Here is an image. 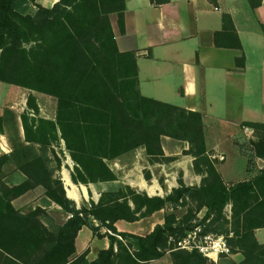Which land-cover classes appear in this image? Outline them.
I'll return each mask as SVG.
<instances>
[{
	"label": "trees",
	"instance_id": "obj_1",
	"mask_svg": "<svg viewBox=\"0 0 264 264\" xmlns=\"http://www.w3.org/2000/svg\"><path fill=\"white\" fill-rule=\"evenodd\" d=\"M36 2L0 0V82L57 100L56 121L23 116L27 140L43 150L64 141L76 163L73 181L89 184L115 181L106 160L140 147L151 157H165L162 140L169 137L190 145L185 155L195 158V171L205 178L200 187L182 184L165 199L127 189L129 195H106L98 205L79 210L67 198L61 179H53L46 159L32 158L27 152V163L21 169L28 180L0 191V264H151L168 254L173 264H214L197 251L179 249L177 243L212 217L214 223L225 220L230 204L231 246L234 242L243 247L246 259L242 264L251 260L264 264L259 260L264 246L255 238V230L264 227V169L252 180L228 186L208 153L203 115L141 95L137 58L119 51L110 21L112 14H118L123 29L125 0H60L51 9ZM32 6L37 8L34 13ZM223 22V31L215 36L217 47L242 50L231 17L225 15ZM237 64L244 68V57ZM29 104L39 116L35 99ZM245 126L254 129L259 139L251 143L249 164L264 160V125ZM39 186L71 216L55 230L40 219L41 210L23 213L12 204L14 198ZM190 202L207 209L202 220L191 215L181 222L172 212L164 226L146 237L120 233L115 226L118 221L134 223L168 206L177 209ZM84 228L110 240V248L101 251L95 261H89L87 253L77 257L76 242ZM104 228L108 230L105 235L101 234Z\"/></svg>",
	"mask_w": 264,
	"mask_h": 264
},
{
	"label": "crops",
	"instance_id": "obj_2",
	"mask_svg": "<svg viewBox=\"0 0 264 264\" xmlns=\"http://www.w3.org/2000/svg\"><path fill=\"white\" fill-rule=\"evenodd\" d=\"M59 2L36 3L51 9ZM33 8L37 10L36 6ZM225 15L233 21L242 50L217 47L215 43L216 34L223 31ZM110 21L119 51L137 58L141 95L203 115L208 153L225 184L232 186L258 176L264 169V160L254 159L255 166L250 169L249 158L240 154L235 140L244 123L264 125V0H125L123 29L118 14H112ZM243 57L244 68L237 64ZM5 85L8 84L0 82V180L4 181L6 169L12 167L11 174L17 182L11 187L14 188L28 180L21 169L27 163L24 155L32 151L33 158L38 154L33 152L42 153L43 149L27 140L23 116L56 120L43 116L40 106H37L39 116L36 115L29 104L34 98V105H38L36 98L40 93L13 85L4 88ZM258 141L257 137L253 142ZM61 146L66 149L64 141ZM162 148L163 158L151 157L146 148L140 147L112 161L106 160L116 176L115 181L109 182L75 183L76 163L69 153L64 163L59 156L58 162L47 159L46 166L50 172L51 164L61 166L53 179H61L67 198L79 210L82 205H98L103 196L127 189L149 198L165 199L182 184L202 185L204 175L195 171V158L185 155L190 149L187 142L163 137ZM48 149L57 148L52 145ZM30 202L34 210L42 208L51 215L62 213L64 222L70 218L46 196L43 186L19 198V211L26 212L25 205ZM169 210L168 206L137 222L118 221L115 226L120 233L146 237L165 225ZM107 232L105 228L101 230L103 235ZM255 238L264 246V227L255 230ZM76 247L77 257L87 253L88 260L95 261L101 251L110 248V240L95 237L90 228H84ZM232 250V255L212 262L222 264L223 260L232 259L233 263L242 264L246 259L243 247L234 243ZM168 258L173 264L170 255L163 259ZM259 260H264V256ZM249 264L255 263L251 260Z\"/></svg>",
	"mask_w": 264,
	"mask_h": 264
},
{
	"label": "rangeland",
	"instance_id": "obj_3",
	"mask_svg": "<svg viewBox=\"0 0 264 264\" xmlns=\"http://www.w3.org/2000/svg\"><path fill=\"white\" fill-rule=\"evenodd\" d=\"M31 12L32 13L36 12V9L33 8V6L31 7ZM4 88H9V86L5 85ZM36 101L38 104L37 106H40V111H41V114L43 116L56 120V118H57V100L55 98L44 95V94H38ZM245 124L246 123H244L242 125V127H241L242 131L239 134V136L236 137L235 142H236V145L238 147L240 154L243 157L248 159L249 156L251 155V148H252L251 143L257 139V132L254 129L250 130V128L246 127ZM176 141H178V140H176ZM61 145H62V143L59 146H56V148H57L56 150H51V149L43 150L42 149V153L35 151V152H33V154L36 155V153H38L37 156H42V158H45L46 161H47V159H50V162H52L53 160L57 161L59 156H60L61 159L63 160V163H64V161L67 159L66 154H68L69 152L66 151L67 149L63 150L62 149L63 147ZM30 153L32 155V151H30ZM54 161H53V163H54ZM254 162L255 161H252L250 169L255 166ZM262 165L263 164L260 163V166H262ZM235 167L238 168L239 164L235 165ZM50 168H51L52 174L54 175L56 173V171L61 169V166H59L58 164H54V165L51 164ZM12 170H13L12 167L6 169L4 181L0 180V191H6L8 189L11 190L12 189L11 187H13L15 185V183H17V182H15L16 180L13 179V174H11ZM204 178H205V175H204ZM235 182H237V181H235ZM127 194L129 195L128 192H127ZM19 198L20 197H16L12 201V204H14V202L16 203V205H13V206H15V209L18 211H19ZM85 206H89V204L82 205L81 209L84 208ZM24 209H26L25 210L26 212H23V213H29L31 211H35L32 202L26 204ZM37 209L41 210L40 219L50 229L55 230L57 228V226H61V225H64L66 223V222H64L65 220H64L63 216L60 215L62 213H52V215H51L47 211H44L42 208H37ZM206 211H207V209H205V208L200 210L198 207V204L196 202L195 203L190 202L188 205L178 207L177 209H172L170 207V210H169V212H171V213L174 212L176 214L177 218L181 222H184L187 219H189V217L191 215L197 216L198 220H202L205 217ZM20 212H22V211H20ZM63 213H65V212H63ZM197 219L194 220V222H193L194 224L198 222ZM214 219H215V217H212L210 220L207 221L206 225L201 226L202 227V235L203 236L211 235V236H215V237H224L228 241V244L231 248V253L229 255H232L234 253L232 250L234 242H232V246L230 244V240L232 238H234V233H233L234 222L232 219V205L230 204L225 209V220L223 219L217 223H214V221H215ZM94 224L98 225L97 222H94ZM239 230H240V232H243L241 228H239ZM189 233L190 232H188L187 235ZM187 235L185 237L181 238L179 241L185 239L187 237ZM118 238L122 242H125V240H123L122 237H118ZM171 238H173V240L172 241L170 240V243H174L176 241L175 237H171ZM179 241H178V243H179ZM178 243H177V246H178ZM189 252H194V251H189ZM208 260L210 263H213L212 260H210V259H208ZM157 261L158 262L162 261L161 264H171L170 258L163 259V260H156V263H158ZM222 264H233V260L232 259H225L222 261Z\"/></svg>",
	"mask_w": 264,
	"mask_h": 264
},
{
	"label": "built area",
	"instance_id": "obj_4",
	"mask_svg": "<svg viewBox=\"0 0 264 264\" xmlns=\"http://www.w3.org/2000/svg\"><path fill=\"white\" fill-rule=\"evenodd\" d=\"M170 240L172 241L173 238ZM178 248L186 251H197L205 258L215 262L219 257L228 256L231 253L228 241L224 237L203 236L201 226L196 227L185 239L179 241Z\"/></svg>",
	"mask_w": 264,
	"mask_h": 264
}]
</instances>
